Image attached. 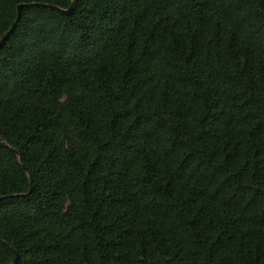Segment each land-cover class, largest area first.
Instances as JSON below:
<instances>
[{"label": "trees", "instance_id": "trees-1", "mask_svg": "<svg viewBox=\"0 0 264 264\" xmlns=\"http://www.w3.org/2000/svg\"><path fill=\"white\" fill-rule=\"evenodd\" d=\"M18 5L0 264H264V0Z\"/></svg>", "mask_w": 264, "mask_h": 264}, {"label": "water", "instance_id": "water-1", "mask_svg": "<svg viewBox=\"0 0 264 264\" xmlns=\"http://www.w3.org/2000/svg\"><path fill=\"white\" fill-rule=\"evenodd\" d=\"M34 5H39V4H38V3H34ZM22 7H23V5H18V7H17L18 16H17L16 20L13 22L11 28H10V29H9L4 35H3V37L0 39V48H1V46L4 44V42L6 41V39H7L8 36L10 35V33L15 29V27H16V25H17V21H18V19H19V17H20V13H21V9H22ZM73 8H74V6H73V3H72V4L70 5L69 8H67V9H61V8H59V10H60L62 13L66 14V15H69V14H71V12L73 11ZM0 140H1V139H0ZM17 258H18V255H17V253L15 252V257H14L13 263H15V262L17 261Z\"/></svg>", "mask_w": 264, "mask_h": 264}]
</instances>
